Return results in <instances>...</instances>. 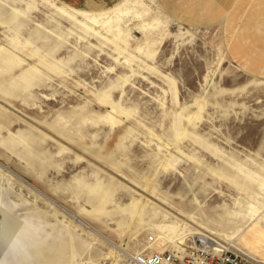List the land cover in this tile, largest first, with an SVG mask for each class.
Masks as SVG:
<instances>
[{"label": "rangeland", "instance_id": "rangeland-1", "mask_svg": "<svg viewBox=\"0 0 264 264\" xmlns=\"http://www.w3.org/2000/svg\"><path fill=\"white\" fill-rule=\"evenodd\" d=\"M194 231L264 264V0H0V264Z\"/></svg>", "mask_w": 264, "mask_h": 264}, {"label": "built area", "instance_id": "built-area-1", "mask_svg": "<svg viewBox=\"0 0 264 264\" xmlns=\"http://www.w3.org/2000/svg\"><path fill=\"white\" fill-rule=\"evenodd\" d=\"M129 264H256L242 255L208 244L206 240L193 247L191 252L181 249L137 253Z\"/></svg>", "mask_w": 264, "mask_h": 264}, {"label": "bare ground", "instance_id": "bare-ground-1", "mask_svg": "<svg viewBox=\"0 0 264 264\" xmlns=\"http://www.w3.org/2000/svg\"><path fill=\"white\" fill-rule=\"evenodd\" d=\"M32 82V81H31ZM31 82H29V84L31 83ZM7 167V166H6ZM8 169V168H7ZM13 172V171H12ZM28 183V182H27ZM30 184V183H29ZM34 187V186H33ZM41 191V190H40ZM43 194V193H42ZM47 196V195H46ZM53 200V199H52ZM57 203V202H56ZM58 204V203H57ZM60 206V205H59ZM85 226H87L88 228H90V229H92V230H94L97 234H99L100 235V233L99 232H97L94 228H92L88 223H86V221L83 223ZM194 234H198L199 236H198V240H208V238H209V236L206 234V233H204V232H201V231H194L193 232ZM103 235V234H102ZM106 239V238H105ZM184 239V237L183 238H181V240H179L178 241V243H181L182 241H184L183 240ZM113 244H115V243H113ZM176 245V247H177V249H179V248H181V246L180 245H178V244H175ZM212 245H214V246H216L217 248H222L223 247V245L222 244H220V243H218V242H214V243H212ZM117 246V245H116ZM39 255V254H38ZM123 255V254H122ZM133 256L134 255H132L131 256V258H133Z\"/></svg>", "mask_w": 264, "mask_h": 264}, {"label": "crops", "instance_id": "crops-1", "mask_svg": "<svg viewBox=\"0 0 264 264\" xmlns=\"http://www.w3.org/2000/svg\"><path fill=\"white\" fill-rule=\"evenodd\" d=\"M90 229V228H89ZM91 231L95 232L94 230L90 229ZM96 233V232H95ZM99 235V234H98Z\"/></svg>", "mask_w": 264, "mask_h": 264}]
</instances>
